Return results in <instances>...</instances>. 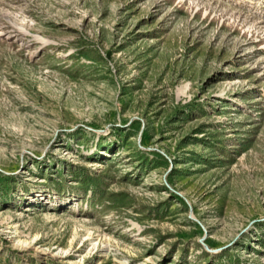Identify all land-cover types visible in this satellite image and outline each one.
<instances>
[{"label": "rangeland", "instance_id": "1", "mask_svg": "<svg viewBox=\"0 0 264 264\" xmlns=\"http://www.w3.org/2000/svg\"><path fill=\"white\" fill-rule=\"evenodd\" d=\"M0 264H264V0H0Z\"/></svg>", "mask_w": 264, "mask_h": 264}]
</instances>
